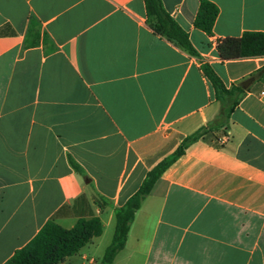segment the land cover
Segmentation results:
<instances>
[{
    "label": "crops",
    "instance_id": "obj_1",
    "mask_svg": "<svg viewBox=\"0 0 264 264\" xmlns=\"http://www.w3.org/2000/svg\"><path fill=\"white\" fill-rule=\"evenodd\" d=\"M209 1L212 36L194 26L199 0L162 3L227 87L251 82L226 143L198 141L165 171L112 264H264V57L223 61L217 48L264 32V0ZM32 15L55 52L25 48ZM220 108L199 59L150 28L144 0H0V264L51 218L70 229L92 217L103 234L62 264H101L115 210Z\"/></svg>",
    "mask_w": 264,
    "mask_h": 264
},
{
    "label": "trees",
    "instance_id": "obj_2",
    "mask_svg": "<svg viewBox=\"0 0 264 264\" xmlns=\"http://www.w3.org/2000/svg\"><path fill=\"white\" fill-rule=\"evenodd\" d=\"M144 1L150 28L155 34L199 59L201 70L210 81L215 99L220 103L221 108L214 120L186 136L173 153L152 168L139 190L122 207L115 210L114 237L105 251L101 264H112L117 254L124 248L136 212L165 171L198 141L219 145L221 136L226 135L229 130L231 114L247 91L241 84H233L231 87L225 85L209 62L200 57L191 43L189 33L165 10L162 0ZM199 2L200 9L194 20V26L212 36L219 9L209 0H199ZM41 41L45 44L50 43L49 52L57 50V46L47 32L42 31L41 22L32 15L29 18L24 46L25 48L36 47L41 44ZM217 48L223 61L264 57V32L246 31L240 37L222 38L218 40ZM263 71L258 73L261 74ZM70 163L77 172L83 173V169L75 160L71 158ZM103 231L104 225L99 217L80 218L70 229L62 227L55 222L54 218H51L26 246L15 252L6 264H62L67 257L76 255L93 238L101 236Z\"/></svg>",
    "mask_w": 264,
    "mask_h": 264
},
{
    "label": "built area",
    "instance_id": "obj_3",
    "mask_svg": "<svg viewBox=\"0 0 264 264\" xmlns=\"http://www.w3.org/2000/svg\"><path fill=\"white\" fill-rule=\"evenodd\" d=\"M228 134H226V135H222L221 136V138H220V140L218 141V143H219V145H223V144H225L226 143V141L228 140Z\"/></svg>",
    "mask_w": 264,
    "mask_h": 264
},
{
    "label": "water",
    "instance_id": "obj_4",
    "mask_svg": "<svg viewBox=\"0 0 264 264\" xmlns=\"http://www.w3.org/2000/svg\"><path fill=\"white\" fill-rule=\"evenodd\" d=\"M251 82V80H247V81H245L244 83H243V87L244 88H247V86H248V84Z\"/></svg>",
    "mask_w": 264,
    "mask_h": 264
},
{
    "label": "rangeland",
    "instance_id": "obj_5",
    "mask_svg": "<svg viewBox=\"0 0 264 264\" xmlns=\"http://www.w3.org/2000/svg\"><path fill=\"white\" fill-rule=\"evenodd\" d=\"M107 240V239H106ZM108 242V241H107ZM105 244H107V243H105Z\"/></svg>",
    "mask_w": 264,
    "mask_h": 264
}]
</instances>
